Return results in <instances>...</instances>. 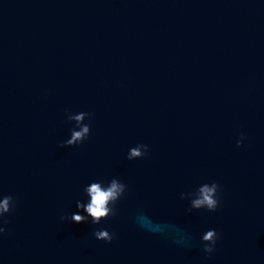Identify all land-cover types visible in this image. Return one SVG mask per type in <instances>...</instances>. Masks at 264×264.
Returning a JSON list of instances; mask_svg holds the SVG:
<instances>
[{"label":"water","instance_id":"water-1","mask_svg":"<svg viewBox=\"0 0 264 264\" xmlns=\"http://www.w3.org/2000/svg\"><path fill=\"white\" fill-rule=\"evenodd\" d=\"M113 178L116 215L71 222ZM5 196L0 264H264V0H0Z\"/></svg>","mask_w":264,"mask_h":264},{"label":"clouds","instance_id":"clouds-1","mask_svg":"<svg viewBox=\"0 0 264 264\" xmlns=\"http://www.w3.org/2000/svg\"><path fill=\"white\" fill-rule=\"evenodd\" d=\"M67 111V110H66ZM92 113L81 112L79 114L67 116L68 121H76V125L79 130L71 131V138L68 139L61 147H73L82 144L90 134V126L82 123L85 118L91 119ZM245 137L241 136L237 141V147H240ZM149 151L147 145H137L130 149L127 159L129 161L143 158ZM127 191V186L113 178L106 186L102 182H92L89 186L85 187L84 192L90 198L88 203H82L77 201L76 207L78 213L86 212L87 215L74 213L71 215L70 220L74 223H86L88 217H91L93 224H99L105 218L116 215V203L124 196ZM219 185L215 182L211 184H204L199 187L195 193L196 198L191 201L190 210L206 209L208 212H215L220 205L219 197ZM190 195V194H189ZM181 198H184L182 194ZM16 201L12 196H5L0 199V218L9 214L15 208ZM64 219V217H61ZM6 223V221H4ZM5 229L0 227V234H3ZM94 236L98 241H104L111 243L113 235L107 230H98L94 232ZM219 239L218 233L213 230H208L202 236V242L204 243V252L211 254L214 252Z\"/></svg>","mask_w":264,"mask_h":264}]
</instances>
